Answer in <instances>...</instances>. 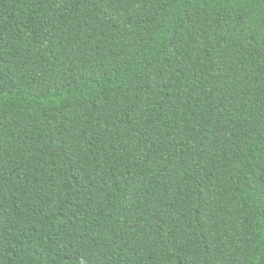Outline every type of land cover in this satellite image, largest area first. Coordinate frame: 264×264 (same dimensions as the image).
Listing matches in <instances>:
<instances>
[{
  "label": "trees",
  "instance_id": "16d2710c",
  "mask_svg": "<svg viewBox=\"0 0 264 264\" xmlns=\"http://www.w3.org/2000/svg\"><path fill=\"white\" fill-rule=\"evenodd\" d=\"M0 264H264V0H0Z\"/></svg>",
  "mask_w": 264,
  "mask_h": 264
}]
</instances>
